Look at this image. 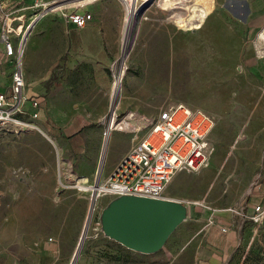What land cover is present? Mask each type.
<instances>
[{
	"label": "rangeland",
	"instance_id": "obj_1",
	"mask_svg": "<svg viewBox=\"0 0 264 264\" xmlns=\"http://www.w3.org/2000/svg\"><path fill=\"white\" fill-rule=\"evenodd\" d=\"M70 1L0 0V34L23 20L25 92L45 106L34 121L39 131H0V261L69 264L85 224L74 264H197L204 228L230 215L234 241L222 264H264V200L258 225L238 220L264 178V39L256 33L264 21L244 31L228 13L232 0H181L180 10L171 7L175 0H160L138 22L139 14L128 5L121 13L115 0H79L82 9ZM78 10L92 22L69 30L63 15ZM6 84L0 64V88ZM173 104L214 122L204 167L177 172L163 191L197 215L186 216L160 250L139 254L101 234L99 213L109 200L90 202L80 185L92 178L83 184L77 175L97 173L101 182L132 138L144 136L138 117L149 120ZM137 124L141 131L130 132ZM74 137L76 151L66 152Z\"/></svg>",
	"mask_w": 264,
	"mask_h": 264
},
{
	"label": "built area",
	"instance_id": "obj_2",
	"mask_svg": "<svg viewBox=\"0 0 264 264\" xmlns=\"http://www.w3.org/2000/svg\"><path fill=\"white\" fill-rule=\"evenodd\" d=\"M118 1L122 6V13L126 5L137 13L144 4L148 3L150 7L158 0ZM182 3L181 0H175L171 7ZM145 10L138 16L137 22L143 18ZM63 17L67 24L78 29L90 20V15L85 12L79 14L71 11ZM13 34L14 25L11 27L5 25L1 29L3 57L13 59V70L8 90L0 92V131L13 133L22 130L39 131L34 121L39 116L40 101L37 97H27L23 93L24 81L20 65L23 32L19 37ZM112 77L114 78L113 75ZM25 104L28 105L30 112H24ZM138 120L143 119L138 117ZM145 123L144 136L135 141L103 182L91 185L87 192L90 202L101 197L111 200L118 196L167 199L163 196V191L177 172L196 173L204 167L207 161L206 137L214 125L210 115L199 109H190L183 104H173L161 109L154 118ZM135 127L137 129L133 133L142 129L138 124ZM92 188L94 190H91ZM262 213L260 206H254L252 214L247 219L258 225ZM224 231L220 229V232L224 233ZM0 264L5 263L0 262Z\"/></svg>",
	"mask_w": 264,
	"mask_h": 264
},
{
	"label": "water",
	"instance_id": "obj_3",
	"mask_svg": "<svg viewBox=\"0 0 264 264\" xmlns=\"http://www.w3.org/2000/svg\"><path fill=\"white\" fill-rule=\"evenodd\" d=\"M147 7L148 3L139 8L138 16ZM186 216V206L174 200L118 196L109 200L100 210L99 228L105 238L123 248L148 255L160 250ZM84 230L85 224L69 264H74L76 260Z\"/></svg>",
	"mask_w": 264,
	"mask_h": 264
},
{
	"label": "crops",
	"instance_id": "obj_4",
	"mask_svg": "<svg viewBox=\"0 0 264 264\" xmlns=\"http://www.w3.org/2000/svg\"><path fill=\"white\" fill-rule=\"evenodd\" d=\"M75 1H77V0H75ZM115 1L119 5L121 13H122V6H121L120 2L118 0H115ZM77 2L79 3V4L77 3L78 6L83 5L81 7V9L86 5L85 1L80 2L78 0ZM230 5L231 6L228 9V13L230 15H232L233 17H237L238 19L241 20L242 27H245V28L247 27V29H245L244 31H249L252 34L263 23V21H264V19H263V16H264L263 15L264 0H232V2H230ZM75 12L79 13V14L83 13V11H80V10L75 11ZM84 12L88 13V11H86V10ZM216 14H218V13H216ZM212 15L213 14L209 15V17L205 20V22L202 26V29L205 25L209 24V21L211 20ZM16 19H17L16 25L14 24L15 22L12 24V25H14L13 36H15V34H17V36L19 37L20 31L23 28V20L18 18V17H16ZM91 22H92V19L90 18V20L88 22H86L84 24V26L80 29L75 28L73 25H70V24H67V27L69 30H81L83 28L88 27ZM102 22L103 21H100V24H102ZM17 27H19L18 30H17ZM101 28L104 29L106 34L107 33L109 34L110 31H112L110 29L111 27L107 24L101 25ZM256 33H258V37H260V38L262 37L264 39V26L261 29H259ZM107 38H110V36L107 35ZM13 45H15V42L13 43ZM223 46H224L223 48L225 49V51H223L222 56L224 57V59H226L225 56L228 55V52H227L228 45L225 44ZM251 47H252L253 53H254L256 45H251ZM22 54H23V48H22ZM22 54L20 57V65H21L22 78L24 81L23 68H22V62H21ZM247 54L250 56L249 48H247ZM0 60H1L0 64L3 68L6 69L7 77H8V84H6L5 87L0 88V92H4V91H7L9 86H10V75H11V72L13 70V59L12 58L11 59L10 58L5 59L3 57L1 41H0ZM25 87H26V84L24 81L23 93L26 95ZM26 96L28 97V95H26ZM32 97H35V96H32ZM26 105L27 104H25V106ZM44 108H45V106H44L43 102L41 103V101H40L39 115L41 112L43 115ZM136 139L137 138L135 135L132 138V140L136 141ZM206 139H207V137H206ZM77 140L78 139L76 137H74L70 140V142H68V150L66 149L67 150L66 152H68L70 150H71V152L76 151L77 146H78ZM63 150L65 151V149H63ZM118 161L115 163V165L118 163ZM115 165H114V167H115ZM112 169L110 170V172L112 171ZM261 170H263L262 175L264 176V167H262ZM110 172L106 175V177L101 182H103L109 176ZM77 177L80 178V181L83 182V184L88 182L92 178L91 183L88 185H93L95 183L96 178H97V173H94V175H93V173H81V174L77 175ZM260 200H264V178L261 181H259V183L257 185H255L253 187L252 196L247 199V201L245 202V206L240 208V215L238 216V220H239L240 225H241V223H243L247 219V217L249 215L252 214L254 206L258 205V206L262 207L263 204L260 203ZM251 201L255 202V203H253L252 205H248L251 203ZM196 215H197V209L193 208V207H188L187 217L192 218V217H195ZM242 216H244V217H242ZM223 218H224L223 222L222 221L218 222L217 226L212 224V225H207L204 228V236L202 239V246L200 247L201 249L196 256L197 264H222L225 255H227V252H228L230 246L232 245V243L234 241V235L232 233H229L234 228L233 216L228 215V216H224ZM218 226H222V227H220V229H224L225 230L224 234H226V235L223 236V235H221V233H218ZM0 262L8 264L7 262H2V261H0Z\"/></svg>",
	"mask_w": 264,
	"mask_h": 264
},
{
	"label": "bare ground",
	"instance_id": "obj_5",
	"mask_svg": "<svg viewBox=\"0 0 264 264\" xmlns=\"http://www.w3.org/2000/svg\"><path fill=\"white\" fill-rule=\"evenodd\" d=\"M70 1V0H69ZM72 1V0H71ZM70 1V2H71ZM160 0H158V1H156L155 2V6H157L158 7V2H159ZM182 4H179L177 7H178V9L177 10H180L181 9V6ZM136 12V11H135ZM142 19H145V17H143ZM21 42H22V40H21ZM130 115V118H132V117H134L132 114H128V116ZM113 115H111V117H112ZM110 118V117H109ZM135 118V117H134ZM114 119H115V121L116 122H119L120 120H117V118H116V115L114 116ZM143 120V122L145 123L146 121H147V119H144V118H142ZM131 120V119H130ZM134 120V119H133ZM143 122H142V125H143ZM137 128L135 127V125H131V130L130 131H132V132H134V130H136ZM99 181H97V183H98ZM95 183H96V180H95ZM80 187H81V189L82 190H85L86 192H88L89 190H90V188L92 187L91 185H87V186H85V185H80ZM95 188V187H94ZM78 189V188H77ZM91 190H94L93 188L91 189ZM78 191H79V189H78ZM80 192V191H79ZM85 192V193H86ZM98 199V198H97ZM92 202V201H91Z\"/></svg>",
	"mask_w": 264,
	"mask_h": 264
}]
</instances>
